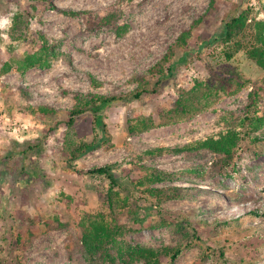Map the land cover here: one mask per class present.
I'll use <instances>...</instances> for the list:
<instances>
[{
	"label": "rangeland",
	"instance_id": "374dc122",
	"mask_svg": "<svg viewBox=\"0 0 264 264\" xmlns=\"http://www.w3.org/2000/svg\"><path fill=\"white\" fill-rule=\"evenodd\" d=\"M245 8L264 40V0H0V264H117L82 253L98 215L121 228L118 244L158 250L160 264H264V68L245 51L227 61L220 42L181 60ZM41 36L56 58L22 71ZM170 65L156 92L127 99ZM99 96L119 98L104 112L110 138L68 165L65 124ZM136 119L155 127L131 131ZM92 121L75 118L77 139L102 136ZM224 136L230 156L183 149ZM105 165L119 182L112 203L109 180L88 174ZM177 246L172 261L163 250Z\"/></svg>",
	"mask_w": 264,
	"mask_h": 264
},
{
	"label": "trees",
	"instance_id": "16d2710c",
	"mask_svg": "<svg viewBox=\"0 0 264 264\" xmlns=\"http://www.w3.org/2000/svg\"><path fill=\"white\" fill-rule=\"evenodd\" d=\"M73 14V13H72ZM251 13L248 8L242 10L238 16H233L228 20L223 22L220 32L213 34L208 40L201 41L198 48L194 51L186 50L183 52L181 57L182 61H185L190 53L199 54L207 45L214 44L215 42H220L223 46L222 56L227 60L233 59L236 53L240 51H245L248 58L254 60L258 65L264 68V40L258 31L254 28L253 19H250ZM15 24L17 19H14ZM189 36L188 32H184L179 41L180 46H185L187 44V37ZM43 44L41 48L35 52L34 55L27 56L19 65L22 71H26L33 67H44L47 68L50 65V61L56 58L55 47L48 45L44 37ZM169 58H165L163 62H166ZM173 65H178L179 62L172 63ZM173 65H170L166 72L163 69L159 70V77L157 83L152 89L143 88L140 91H137L133 95L129 96L127 99L132 98L139 99L144 93H153L159 87V84L164 80L169 79L174 71ZM2 72L8 70V66L2 67ZM153 70H157L155 67ZM244 86L241 85L239 88ZM253 95V93H251ZM250 95V96H251ZM252 97V96H251ZM119 98L117 97H104L99 96L94 98L90 102H87L84 106L77 107L74 109L69 116V119L66 122V133L64 136V152L67 154L66 163L68 165L72 164L78 158L85 156L86 154L100 148L102 143L107 141L110 138V135L107 131V126L104 121V112L105 110L113 105ZM177 112H181L186 116L189 114V106L187 104H182L180 101L177 102ZM199 109V107H198ZM194 110L195 112L198 110ZM41 112L48 113L46 109H41ZM90 112L93 115V127L95 130L102 131V136L99 137L97 134L94 135V140L87 142L82 139H77V134L74 128L75 118L84 112ZM193 114V112H191ZM134 122V123H133ZM131 122L130 130L137 133L145 132L153 127H155L152 121H146L144 119H136ZM133 123V124H132ZM264 124V119L259 120V125ZM232 139L229 136L221 137V140L212 141L206 140L197 145L188 146L183 149L187 150H196L201 148H210L216 152H224L228 156L231 155L232 150ZM181 150V149H180ZM13 153H9L6 157H12ZM88 174H95L99 176L106 177L110 182V189L108 191V196L111 199L110 203L113 202L112 196L117 195V192H114V188L119 186V182L113 172L112 165H105L88 171ZM164 179L163 174L154 173L150 176V182H160ZM176 189V188H175ZM162 189H146L144 192L151 194L152 196L158 197V200L162 197ZM173 194V196H179ZM165 224V223H162ZM85 232L82 237L83 250L82 253L84 257L89 262H95V259L98 258L99 262L111 261V263H121V264H135V262H144L145 264H160L159 256L160 253L158 250L152 249L143 245L129 246V245H120L116 242L117 236L121 235V228L119 226H114L113 228L106 224L104 217L98 215L95 219L90 221L89 225L84 228ZM123 235V234H122ZM111 246L114 247L117 255L110 256L107 254L105 247ZM163 251L170 255V259L174 261L176 257L180 254L181 248L179 246L171 249L166 248ZM99 254V255H98Z\"/></svg>",
	"mask_w": 264,
	"mask_h": 264
},
{
	"label": "clouds",
	"instance_id": "9594fccd",
	"mask_svg": "<svg viewBox=\"0 0 264 264\" xmlns=\"http://www.w3.org/2000/svg\"><path fill=\"white\" fill-rule=\"evenodd\" d=\"M10 24L9 19L0 17V29L6 28Z\"/></svg>",
	"mask_w": 264,
	"mask_h": 264
}]
</instances>
